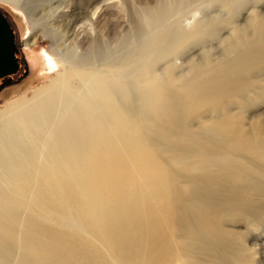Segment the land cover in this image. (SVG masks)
Returning <instances> with one entry per match:
<instances>
[{
	"label": "bare ground",
	"instance_id": "obj_1",
	"mask_svg": "<svg viewBox=\"0 0 264 264\" xmlns=\"http://www.w3.org/2000/svg\"><path fill=\"white\" fill-rule=\"evenodd\" d=\"M7 1L33 28L53 19L55 44L84 47L65 55L62 75L0 110V264H228L224 219L255 221L264 206V124L248 132L227 109L253 91L264 17L179 75L175 59L222 20L183 28L194 0L138 1L143 25L122 37L98 25L115 20L108 1H89L84 30L81 0ZM189 115L203 119L197 130Z\"/></svg>",
	"mask_w": 264,
	"mask_h": 264
},
{
	"label": "rangeland",
	"instance_id": "obj_2",
	"mask_svg": "<svg viewBox=\"0 0 264 264\" xmlns=\"http://www.w3.org/2000/svg\"><path fill=\"white\" fill-rule=\"evenodd\" d=\"M89 1L90 0H81L78 3L80 7L79 10L83 15L81 16V21L77 24L78 27L84 26L83 30L87 29L85 28V25L89 28L88 24L91 18V14L88 13L90 9L88 5ZM98 1H100V3L96 4L97 7L103 6L107 3H113L114 5H111H113L115 10L114 13L116 14H114V21H112L113 18L108 15L110 20L103 18L98 25L101 26V29L106 28L107 26H110L108 28H111L112 25L117 26L116 29L122 37L130 33V31L136 32L140 30V26L143 25L142 17L137 12V4L147 3L153 6L159 0H142L141 3H139L140 0ZM52 3L51 6H53V8L58 6L57 0H53ZM134 4L135 6H133ZM64 5L66 4L63 2L60 6ZM87 8L89 9L87 10ZM0 10L4 13L6 19L11 21L16 29L15 33H17V44L19 46L17 57L20 59L23 68L28 65L29 70L31 71L28 77H23L22 79L15 77L11 82L0 84L1 110L8 106V104H12L13 101L15 102L24 96L29 97V95L32 94L31 92L42 86L48 85L51 80L62 75L68 65L66 62L62 61V59H66L65 55L68 54L70 50L75 49L81 54L84 45L79 43V40H76L78 43L74 41L75 38H72L74 42L71 41V38H68L67 41H65L66 39L64 38L61 39V42L58 43V45L55 44L57 43L55 41L60 39L58 34H61L62 32L58 24L55 21H52L53 19L44 18L39 26L33 28L31 20H29L30 17L26 14L25 10L14 6L7 0H0ZM259 12H261V14ZM181 14V26L185 29H191L198 22L201 21L203 23V21H206L208 18H222V20L219 22L220 24H215L216 26L213 29V33H211L212 35L209 34L206 37V41L203 45L198 44L187 47L183 50L185 54L175 59L173 62L175 63L174 65L177 66L175 72L179 75H183L190 70V62H198L200 57L206 53L213 58L219 57L221 52L228 48L229 43L231 44L229 40L232 42L234 41V37L231 36V33L232 31L234 32V29H237L236 26H243L244 21L246 20L245 22H247L252 17H264V0H194ZM109 22L111 24H109ZM221 22L224 24H221ZM247 29L248 31L246 34H251L253 29L249 27ZM214 32L216 34H214ZM104 34H106V32ZM56 35L57 37H55ZM85 35L81 38L83 39ZM224 39H226L225 42ZM222 43H228V45L225 44L226 48ZM116 46L117 45H115V47ZM59 47L61 51L59 50ZM262 59V65L256 70V74L253 73L256 77L255 79L253 78L254 80L252 79L250 83L253 91L247 92L248 96L244 95L246 98L243 97L247 101L246 104H243L240 99H237L234 96L229 98L231 102L230 106L227 108L231 115L236 119V122L238 121L241 123V125L246 128V131H253L254 133H258L260 125L264 124V58L262 57ZM257 71L259 73H257ZM236 103L238 104L236 105ZM195 115H189V117H193L192 122L196 121ZM198 120L193 122L194 130H197V126H199ZM202 120L203 119H200L199 122H202ZM254 125L257 127L256 129L254 128ZM261 208L262 210L254 215L255 221H251L249 217L246 218L242 216H230V218L228 217L224 219L225 222H223L224 225L222 227L223 230L232 237L231 245L234 249L233 254L227 255V258L231 257L228 258V264H264V206ZM156 241L161 243L163 240L157 239ZM123 261L131 264V262L135 263L136 259L131 260L129 257L124 256Z\"/></svg>",
	"mask_w": 264,
	"mask_h": 264
},
{
	"label": "water",
	"instance_id": "obj_3",
	"mask_svg": "<svg viewBox=\"0 0 264 264\" xmlns=\"http://www.w3.org/2000/svg\"><path fill=\"white\" fill-rule=\"evenodd\" d=\"M16 38L9 21L0 12V77L16 73L18 65L15 56L18 52Z\"/></svg>",
	"mask_w": 264,
	"mask_h": 264
},
{
	"label": "flooded vegetation",
	"instance_id": "obj_4",
	"mask_svg": "<svg viewBox=\"0 0 264 264\" xmlns=\"http://www.w3.org/2000/svg\"><path fill=\"white\" fill-rule=\"evenodd\" d=\"M0 12L3 14V16L5 17L4 13L0 10ZM6 19V17H5ZM7 21H9L8 19H6ZM10 25L12 26L13 28V33L15 34V38H16V46H18V39H17V33H15V27L13 26V24L11 23V21H9ZM19 53V46H18V52L17 54ZM16 54V56H17ZM15 56V61L18 65V68L16 70V73L13 74V75H4L3 77L1 76L0 77V84H3V83H8V82H11V80H14L15 77H18L19 79H22L23 77H28L30 75V70H29V66H25V68H23L22 66V63L20 61V59L18 57ZM7 80V81H5Z\"/></svg>",
	"mask_w": 264,
	"mask_h": 264
}]
</instances>
